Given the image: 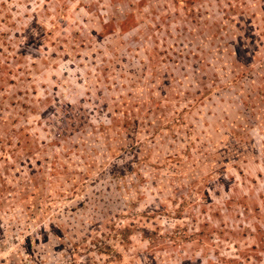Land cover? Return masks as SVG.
Here are the masks:
<instances>
[{
    "label": "rangeland",
    "instance_id": "1",
    "mask_svg": "<svg viewBox=\"0 0 264 264\" xmlns=\"http://www.w3.org/2000/svg\"><path fill=\"white\" fill-rule=\"evenodd\" d=\"M0 264H264V0H0Z\"/></svg>",
    "mask_w": 264,
    "mask_h": 264
}]
</instances>
